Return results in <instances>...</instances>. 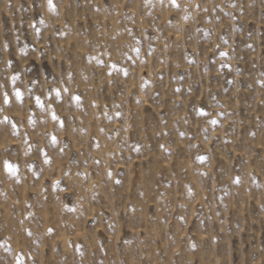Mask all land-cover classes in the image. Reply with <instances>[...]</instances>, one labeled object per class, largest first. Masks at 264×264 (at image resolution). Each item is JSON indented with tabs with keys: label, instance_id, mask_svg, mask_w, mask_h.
Listing matches in <instances>:
<instances>
[{
	"label": "rangeland",
	"instance_id": "374dc122",
	"mask_svg": "<svg viewBox=\"0 0 264 264\" xmlns=\"http://www.w3.org/2000/svg\"><path fill=\"white\" fill-rule=\"evenodd\" d=\"M0 264H264V0H0Z\"/></svg>",
	"mask_w": 264,
	"mask_h": 264
},
{
	"label": "snow or ice",
	"instance_id": "6c2138e0",
	"mask_svg": "<svg viewBox=\"0 0 264 264\" xmlns=\"http://www.w3.org/2000/svg\"><path fill=\"white\" fill-rule=\"evenodd\" d=\"M49 5L51 6V0H49ZM17 98L19 99L20 97V93H16ZM5 103H7V99L5 100ZM40 101L37 99V104L39 105ZM55 119V117H53ZM5 167L6 169H8L9 171H11V165L7 164V162L5 163Z\"/></svg>",
	"mask_w": 264,
	"mask_h": 264
}]
</instances>
